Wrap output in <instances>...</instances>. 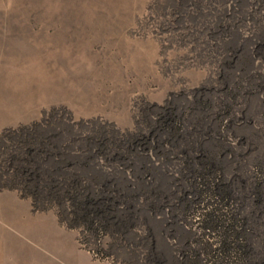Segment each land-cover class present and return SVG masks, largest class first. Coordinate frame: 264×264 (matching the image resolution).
Returning <instances> with one entry per match:
<instances>
[{
	"label": "rangeland",
	"instance_id": "374dc122",
	"mask_svg": "<svg viewBox=\"0 0 264 264\" xmlns=\"http://www.w3.org/2000/svg\"><path fill=\"white\" fill-rule=\"evenodd\" d=\"M0 264H264V0H0Z\"/></svg>",
	"mask_w": 264,
	"mask_h": 264
},
{
	"label": "bare ground",
	"instance_id": "6f19581e",
	"mask_svg": "<svg viewBox=\"0 0 264 264\" xmlns=\"http://www.w3.org/2000/svg\"><path fill=\"white\" fill-rule=\"evenodd\" d=\"M117 170H119V171H121L122 173H123V168H117ZM104 173V172H103ZM114 173V172H113ZM61 177H63V176H61ZM126 177V176H125ZM68 181H71V183H69V182H67V184L65 185L64 183H62V182H59V183H57L56 185H53V186H48V187H50V188H55V189H60L61 187L62 188H64L65 189V192H66V195L67 196H70V197H72V198H76V195H79L78 194V185H77V183H82V182H87V179L85 178V177H78V179H72V180H68ZM78 181V182H77ZM125 181H130V180H128L127 179V177H126V179H125ZM77 182V183H76ZM130 186H132V183H130L129 182V184H128V187H130ZM57 187V188H56ZM134 187V186H133ZM111 190H114V191H119L120 190V188L117 186V187H115V188H113V185H112V187H111ZM52 192V191H51ZM73 194V193H75V196H71V195H69V194ZM122 194H125V192H122ZM89 202H92V201H89ZM80 203H83V201H80ZM110 203H108L106 206H108Z\"/></svg>",
	"mask_w": 264,
	"mask_h": 264
}]
</instances>
